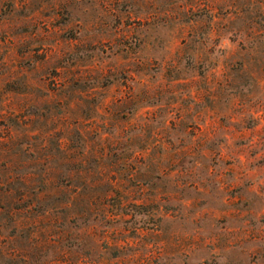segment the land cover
Returning a JSON list of instances; mask_svg holds the SVG:
<instances>
[{"label": "rangeland", "instance_id": "374dc122", "mask_svg": "<svg viewBox=\"0 0 264 264\" xmlns=\"http://www.w3.org/2000/svg\"><path fill=\"white\" fill-rule=\"evenodd\" d=\"M0 264H264V0H0Z\"/></svg>", "mask_w": 264, "mask_h": 264}]
</instances>
